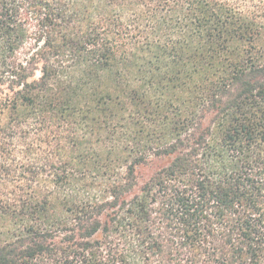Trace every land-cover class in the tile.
<instances>
[{
  "label": "trees",
  "instance_id": "16d2710c",
  "mask_svg": "<svg viewBox=\"0 0 264 264\" xmlns=\"http://www.w3.org/2000/svg\"><path fill=\"white\" fill-rule=\"evenodd\" d=\"M0 264H264V0H0Z\"/></svg>",
  "mask_w": 264,
  "mask_h": 264
},
{
  "label": "rangeland",
  "instance_id": "374dc122",
  "mask_svg": "<svg viewBox=\"0 0 264 264\" xmlns=\"http://www.w3.org/2000/svg\"><path fill=\"white\" fill-rule=\"evenodd\" d=\"M148 170L147 169H144L143 172L146 173Z\"/></svg>",
  "mask_w": 264,
  "mask_h": 264
}]
</instances>
